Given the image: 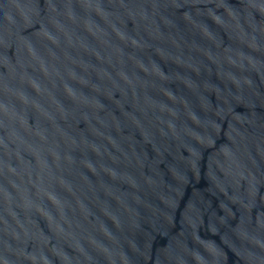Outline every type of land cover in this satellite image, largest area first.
I'll use <instances>...</instances> for the list:
<instances>
[{
	"label": "water",
	"instance_id": "1",
	"mask_svg": "<svg viewBox=\"0 0 264 264\" xmlns=\"http://www.w3.org/2000/svg\"><path fill=\"white\" fill-rule=\"evenodd\" d=\"M0 264H264V0H0Z\"/></svg>",
	"mask_w": 264,
	"mask_h": 264
}]
</instances>
